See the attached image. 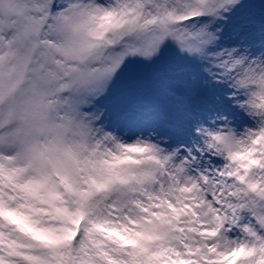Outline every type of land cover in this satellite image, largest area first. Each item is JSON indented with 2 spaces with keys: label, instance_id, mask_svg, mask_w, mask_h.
I'll list each match as a JSON object with an SVG mask.
<instances>
[{
  "label": "snow or ice",
  "instance_id": "obj_1",
  "mask_svg": "<svg viewBox=\"0 0 264 264\" xmlns=\"http://www.w3.org/2000/svg\"><path fill=\"white\" fill-rule=\"evenodd\" d=\"M0 264H264V0H0Z\"/></svg>",
  "mask_w": 264,
  "mask_h": 264
}]
</instances>
